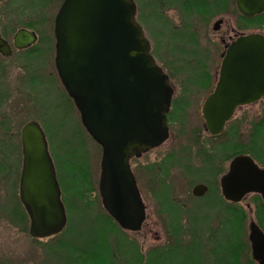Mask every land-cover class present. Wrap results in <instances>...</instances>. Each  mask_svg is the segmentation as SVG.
Instances as JSON below:
<instances>
[{"label":"rangeland","instance_id":"1","mask_svg":"<svg viewBox=\"0 0 264 264\" xmlns=\"http://www.w3.org/2000/svg\"><path fill=\"white\" fill-rule=\"evenodd\" d=\"M137 1L143 5V0ZM179 21H174V25H182L183 20ZM146 24L143 19L142 27L148 28ZM182 37L180 35L181 42L184 41ZM149 41L151 46L160 42L157 36L156 39L149 36ZM197 42L206 51L214 48V43L202 33ZM187 50L189 54L196 53L192 47ZM169 54L161 50L154 51L153 56L166 67L173 62L174 67L177 63L167 56ZM199 60L209 68L211 63V67L218 63L214 52L207 62L204 57ZM18 72L14 77L20 74ZM204 73L197 74V86L207 79ZM181 74L174 71L172 84L179 91L178 85L181 86L185 79L184 88L187 89L184 91L187 93L188 88L196 85L188 84V75ZM14 80L0 89L5 95V100L0 103V264H221L223 260L217 263V259L223 255L212 256L211 248L224 244H228L224 248V263L255 264L251 259L247 223L254 220L264 228L256 211V205L262 201L259 197L258 201L254 199L257 195L250 196L236 203L243 217L231 213V203L221 196L218 183L227 170L230 154H225L228 157L225 156L224 160L219 157L217 162L214 159L208 161H212L208 167L200 163L204 157L197 154L199 151L216 146L213 152L221 155L217 145L227 137L224 133L209 140L204 134L197 102L202 89L196 87L193 94L183 93L178 97L175 115L171 117L173 123H170L171 138L173 136L175 141L169 140L160 148L131 161L146 206V219L141 230L132 232L122 230L102 206L98 193L101 147L87 134L79 112L61 85L51 78L30 87L23 84V80ZM263 114L264 100L243 107L236 114L241 122L236 126L238 130L228 131L234 147L239 146L238 150H246L244 152L252 150L254 154L251 156L262 163L264 125L259 131L255 124ZM31 120L37 121L45 133L67 214L63 232L45 239L29 236V219L18 198L22 165L19 133L21 127ZM230 125L233 127L235 123L232 121ZM180 144L189 147L187 151H192L190 157L180 150L178 154L173 151L172 160L167 159L162 165L151 164L149 170L146 168L148 163L159 159L171 148L182 146ZM177 155L181 163L175 166ZM183 166L189 167L187 173ZM206 175L211 177L208 194L200 200L192 197L191 188ZM195 240H199L200 247L196 246ZM156 248L159 250L154 252ZM186 254H190V259L184 261L181 257Z\"/></svg>","mask_w":264,"mask_h":264},{"label":"water","instance_id":"2","mask_svg":"<svg viewBox=\"0 0 264 264\" xmlns=\"http://www.w3.org/2000/svg\"><path fill=\"white\" fill-rule=\"evenodd\" d=\"M244 1L239 8L244 11ZM264 10V0L255 7ZM133 0H64L55 18V66L86 132L101 147L98 192L105 211L124 230L140 231L146 219L131 158L168 137L166 112L172 89L149 53V41L135 19ZM264 96V36H240L227 47L218 79L202 106L207 131L222 132L236 107ZM19 200L29 218L28 233L41 239L67 223L56 170L44 132L36 121L20 134ZM226 201L248 194L264 200V169L249 155L235 156L220 178ZM205 186L193 187L202 195ZM252 259L264 264V233L250 220Z\"/></svg>","mask_w":264,"mask_h":264},{"label":"flooded vegetation","instance_id":"3","mask_svg":"<svg viewBox=\"0 0 264 264\" xmlns=\"http://www.w3.org/2000/svg\"><path fill=\"white\" fill-rule=\"evenodd\" d=\"M133 1L136 4V20L140 25L142 24L143 19L147 23L146 25L148 28H143L141 25L147 39L149 40V36L151 39H153V37L156 39L157 36V39L160 41L157 45L153 44V46H151L150 44V53L153 55L154 51L164 50L165 53H170L167 56L170 58L172 57L177 63L176 66L172 67L174 64L171 62L167 68L166 65L159 63L153 56L156 63L167 74L172 88L171 103L166 114L169 135L167 140L161 146L166 142L169 143V140L172 142L175 141L173 136L171 138L170 123L172 124V120L174 119L171 117L173 114L175 115V105L180 99L178 97L181 96V94L186 93L185 91L187 89L184 88L185 79L181 82V86L178 85L179 91H176L175 86L172 84L174 82L172 80V74L174 71H178L179 73L188 75V84L196 85V87L203 90L197 97V102L199 101L200 104L199 116L203 121V131L207 138L209 140H215L224 133L227 135V137L223 139V142L217 145V149L221 152V155L213 152V150L216 149V146H211L209 150L207 149L206 151H199V153H197L199 156L204 157L203 161H200V163L202 162L203 166L208 167L212 163V159H214V162H217L219 157L220 160H224L225 156L228 157L225 154H229L228 147L232 136L228 131L232 130L230 131L231 133L233 130L234 132L237 131L238 128H236V126L241 124L239 121L240 119L236 116L238 110L246 106L260 103L264 100V97H261L255 103L236 107L231 119L225 123L222 132L217 135H212L207 131L202 115V106L207 96L215 88L221 59L231 42L235 41L240 36L248 34L264 36V10L258 13L255 12V7L261 2V0H250L249 2L244 1V4L242 2L244 11L239 8V0H143V5H140L137 0ZM63 2L64 0H0V89H3L4 86L7 85L6 83H9L13 78H15L14 81H16L17 78L19 81L25 80L24 82L22 81V83H25L28 87L41 84L51 78V81L60 84L63 88L55 66L56 49L54 33L55 18ZM167 10L172 14H169ZM177 20H183L182 25H174L176 23L174 21ZM200 33L208 36L209 40L214 43L213 50L210 49L206 51V48H200V44L198 45L197 42ZM180 35H183V42L180 41ZM187 47L194 48L196 53H192L193 55L189 54L190 52L187 50ZM211 52H214L215 58H218V63L212 65V67L211 63L209 68L207 64H204L201 62L202 60L199 59L204 57V60L207 62ZM16 71H19L18 73L20 74L17 77H14ZM201 73H204L207 79L204 78L202 85L197 86L196 76ZM196 87L192 86L191 88H188L186 94L189 95L193 91H197ZM4 100L5 95L0 93V103ZM259 112L262 113L261 109ZM232 121L235 123L233 127L230 125ZM263 125L264 114L255 126L261 131ZM180 132L182 134V131ZM260 140L262 141V137ZM161 146L157 148H160ZM155 149L148 151L143 154V156L149 154ZM188 149L189 147L185 145L178 146L177 148H174V150L171 148L159 159L148 163V167L146 168L149 170L152 167L149 166L151 164L157 163L156 165H162L167 159L172 160V158L170 159L171 154L174 152L175 154H178L177 151L179 150L190 157L192 151H187ZM177 156L178 163L175 166L181 163L180 156ZM208 156H211V159H209ZM234 156H232V158ZM227 159V165L229 166L231 158L228 157ZM210 160H212L211 163L208 162ZM255 162L259 167L264 169V163L258 160H255ZM182 168H184L185 173L188 172L189 167L183 166ZM201 174L202 173H200V175ZM202 178L204 179L194 186L199 184L205 186L204 193L202 195H194L192 193L194 186L190 191L192 197L199 200L205 197L211 188L208 185L211 177L206 175ZM258 197L261 199L259 195ZM260 228L264 232V228ZM252 261L255 264H259L253 259Z\"/></svg>","mask_w":264,"mask_h":264},{"label":"trees","instance_id":"4","mask_svg":"<svg viewBox=\"0 0 264 264\" xmlns=\"http://www.w3.org/2000/svg\"><path fill=\"white\" fill-rule=\"evenodd\" d=\"M253 141V140H252ZM230 142V144H229V147H228V149L230 150L229 151V154H230V157L229 158H232V156H234V155H236V154H238V153H247V154H250V155H252V154H254V152L252 151V150H249V152L247 151V152H244V151H246V150H244V151H239L238 150V147L239 146H237V147H234L233 145H232V141H229ZM72 154H74V153H72ZM71 154V155H72ZM253 156V155H252ZM76 169H78L79 170V168L77 167ZM256 201H258V196H255V198H254ZM255 201V202H256ZM231 207L233 208H231V213H233L234 214V212H235V214H237L238 215V217L240 216H242L243 217V213H242V211H241V208H239L238 206H237V204H233V203H231ZM240 209V210H239ZM238 210H239V213H238ZM256 211H257V218H258V221L260 222V224L262 225V226H264V203L263 202H259L257 205H256ZM239 219L240 218H238V221H239ZM229 224H230V226H231V222L229 221ZM196 241V246H199V240H195ZM228 244H224L223 246L222 245H220V246H215V247H212L211 248V255L213 256H216V258H218L219 256H221V255H223V256H221V257H219L218 259H217V263H221V261L223 260V262L221 263V264H226V263H224V259H225V253H226V251H225V247L227 246ZM200 247V246H199ZM157 250H159V248H156V250L154 251V252H156ZM218 254H220V255H218ZM190 254H186V255H184V256H182L181 258H182V260H186V259H190ZM189 257V258H188ZM183 262V261H182Z\"/></svg>","mask_w":264,"mask_h":264},{"label":"bare ground","instance_id":"5","mask_svg":"<svg viewBox=\"0 0 264 264\" xmlns=\"http://www.w3.org/2000/svg\"><path fill=\"white\" fill-rule=\"evenodd\" d=\"M28 123V122H27ZM26 124V123H25ZM24 124V125H25ZM23 125V126H24ZM23 126L21 127V130H22V128H23ZM20 134H21V131H20ZM45 135V134H44ZM19 139H20V136H19ZM45 139H46V136H45ZM46 141H47V139H46ZM20 146H21V139H20ZM47 146H48V142H47ZM48 152H49V150H48ZM21 154H22V146H21ZM50 154V153H49ZM51 156V155H50ZM52 159V158H51ZM22 160H23V155H22ZM53 161V160H52ZM53 164H54V162H53ZM22 166V165H21ZM54 167H55V165H54Z\"/></svg>","mask_w":264,"mask_h":264}]
</instances>
